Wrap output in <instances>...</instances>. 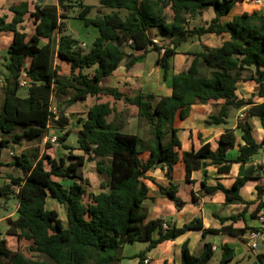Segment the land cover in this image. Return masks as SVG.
Wrapping results in <instances>:
<instances>
[{
    "label": "trees",
    "instance_id": "1",
    "mask_svg": "<svg viewBox=\"0 0 264 264\" xmlns=\"http://www.w3.org/2000/svg\"><path fill=\"white\" fill-rule=\"evenodd\" d=\"M238 1L99 0L102 7L111 11L95 16H91L94 6L86 0H74L71 6L65 4V0L52 4L37 2L34 10L23 1L11 7L10 21L0 17V31L14 33L5 65L9 72L4 88L5 103L0 110L3 134L0 167L5 165L2 161L5 148L41 141L50 133L52 125L66 129L70 125L67 109L78 101L90 95H109L125 103L123 110L109 102L89 109L78 133L81 155L70 153L57 160L42 153L39 145L15 155L11 165L21 169L22 175H10L9 182L0 184L1 196L13 195L19 200L18 218L8 219V233L32 240L31 250L39 257L30 258L14 250L9 241L2 238L0 264H118L122 261L125 243L147 242V247L132 257L138 259V264H145L148 253L159 244L175 240L190 230H204V236L208 232H227L239 237L252 231L264 233V220L262 227L246 224L238 228L225 224L245 219L249 207L256 202L252 218L261 219L264 209V187H257L255 201H247L241 194L248 181L264 176V165L251 163L264 149V140L258 141L251 121L258 118L264 129V15L256 11L243 12L224 21ZM74 8L72 17L99 31L89 50H85L77 38L64 33L66 24L62 19H69L67 12ZM167 9L173 13L171 19ZM209 9H213L215 16L208 23L191 25V20ZM29 16L36 24L31 36L20 29ZM207 34H228L229 38L219 46L205 45L191 52L189 66L172 76L170 95L157 96L142 88L128 93L108 86L109 78L121 65L131 70L152 51L158 53L156 64L162 67L163 79L167 80L172 69L171 59L177 55V50L189 39ZM43 37L49 40L46 44H42ZM138 51L143 53L137 54ZM56 59L59 64H67L69 72H62L63 66L56 64ZM202 66L209 70V75L202 73ZM23 77L31 80L26 97L19 94ZM249 80L258 85L259 99L242 92L241 83ZM196 104L219 106L218 111L204 120L209 127L228 124L232 109L245 108L237 122L242 132L241 141L236 130L228 127L219 137L216 149L207 142L181 155L182 142L175 123L178 118L189 117ZM130 106L135 107L136 116L148 124L147 140L138 133L124 131L131 116ZM71 133L68 129L58 139L63 142ZM168 135L170 139L166 141ZM51 146L48 141L46 147ZM237 146V156L231 157L230 151ZM146 151L149 158L145 161L142 154ZM181 159L185 162L188 180L194 170L202 167L215 166L217 172L224 175L229 174L236 163L247 165L244 174L236 177L231 186L220 181L215 185L201 182V191L206 195L221 192L225 195V204L244 205V209L238 214L219 217L222 223L219 229H206L201 217L181 227L169 224L166 228L164 219H149L144 204L150 192L147 178L161 195L178 206L184 204L178 195L179 184L173 181L175 167ZM87 161H95L98 172L104 177L101 191L92 194L88 202L85 200L87 179L83 173ZM158 168L166 169L170 178L168 185L147 176ZM55 177L72 179L73 183L66 188ZM49 197L66 206L67 227L58 210L47 207ZM157 230L159 236L155 238ZM221 253V264L235 258L233 248L227 243L221 245ZM214 254L211 242H205L202 252L196 255L186 240L181 249V264H207Z\"/></svg>",
    "mask_w": 264,
    "mask_h": 264
},
{
    "label": "crops",
    "instance_id": "2",
    "mask_svg": "<svg viewBox=\"0 0 264 264\" xmlns=\"http://www.w3.org/2000/svg\"><path fill=\"white\" fill-rule=\"evenodd\" d=\"M23 1L28 2L30 10L35 9L36 4L33 5V1L35 0H0V17H3L4 15H6L7 21H10L13 17V12L11 11V7L16 4H20ZM54 2H58V1L57 0H47L46 1V3L48 4H52ZM208 11L213 12V15H212V18H213L215 16L213 9H209ZM253 11H256L259 14L264 15V0H262V3L260 4L254 1L239 0L236 6L234 7V9L232 10V12L228 16L224 17L223 20L229 21L235 15L242 14L243 12L252 13ZM29 19H32V22H33L32 23V26H33L32 34H33L35 32L36 24L32 16L27 17V19L20 25V29L25 32L28 31L27 29H29V27L27 28V23L29 22ZM62 20L67 21L69 19H62ZM71 27H72L71 22L69 21V28L71 29ZM70 29H69V32L71 31ZM26 33L28 34V32ZM90 33L94 35L93 36V42H94V40L99 36V31L95 27H89L86 30V34L89 36ZM57 36H58L57 42H59L60 36L59 34H57ZM13 37H14V33L12 31H1L0 32V61L3 63V65L4 64L6 65V63L8 62L9 53H8V56L3 55L2 49L6 45H7V49L9 48L10 44L13 41ZM41 41L43 44H46L49 40L48 38L43 37ZM4 43H6V45ZM83 43L86 44L85 41H83ZM177 52L180 53V48L177 50ZM141 53L143 52L142 51L137 52V54H141ZM148 54H150V52ZM148 54H146L144 58L140 59L135 64L134 67L135 68L140 67L141 66L140 64H142V62H146L145 60ZM65 65L68 66L67 64ZM188 66H186L185 68L175 69V72L173 74L171 75L169 74L167 83L169 85L170 92L164 95H170L172 92V76L175 73L183 69H186ZM159 67L162 70V74H163L164 71L162 67L161 66ZM136 75L137 74H135L132 71V69L127 70V68L124 65H121L109 78L108 86L117 87L121 89L122 91H125L128 93H131L134 91V89L136 90L139 88H142L146 91L147 84L146 83L142 84L141 82H139L138 84L135 80L137 78ZM8 76H9V73L6 75V83H7ZM111 97L112 96H109V95H95V96L90 95L87 97L86 100L78 101L77 103L87 102L88 107L90 109L95 104L102 103V102H109L112 106H117L118 110H123L121 108L119 109L118 107L121 101H118L115 98L113 99ZM4 103H5V92L0 91V110L3 108ZM77 103L73 104L72 106H75ZM124 106H125V103H124ZM130 107L135 108L133 106H130ZM209 107H211V105L196 104L193 106L189 117H187L184 120L180 118L177 119L175 123V127L178 129V135L182 142V146L179 149V152L181 155L183 154L184 151H190L194 148H198L203 143H207V142H210L213 149H216L217 141L219 137L224 132V130L228 127L234 128L236 130L239 140L241 141L242 132L240 129L237 128V122L240 118L237 120V122L234 125L231 124L230 120L228 124L221 125V126H210L209 127L204 124V120L210 114ZM136 111L137 109L135 108V113ZM239 111H240L239 116L242 117L244 115L245 108ZM67 115L69 116L68 112H67ZM86 118H87V114L84 119L79 120V128H77V133H76L77 141H78V133L83 128V122L85 121ZM255 119H258V118L251 119L254 125V134L256 138L258 139V141H262L264 140V129L262 128L261 123L256 124ZM70 125H71V117H70ZM70 125L64 130L66 131L68 129L71 130L72 127H70ZM49 131L50 133L43 140H41L42 142L47 141L49 135H53L55 133V129H51V127ZM2 137H3V134L0 131V141ZM68 138L64 140L63 142H61L64 148H62V152L59 157H56V155L52 152V150L54 149L53 145L49 148L46 147V144L43 146L41 145L39 146H41L42 148V153H46L50 155L52 158L59 160L60 158H66L68 156L67 149L64 146L65 144L68 145L67 144ZM24 144L25 142L21 145L12 144L10 147L5 148L3 150L2 161L5 165L0 167V184L1 185L10 181L9 179L10 175H15V176L22 175L21 169L11 164L14 161L15 155L17 156L21 154L22 151L26 150V148H24ZM21 147L22 149H20ZM73 149L75 148L73 147ZM70 150L71 149H69V151ZM77 150L80 151L78 155L83 154L82 150H80L79 148ZM237 154H238V146L235 149H232L229 153L231 157H235L237 156ZM148 158H149V152H148ZM251 163L264 165V149L261 150L259 154L253 157ZM246 167L247 165L236 163L233 165L231 172L229 174H224V175L219 174L215 166L211 165L207 167H202L201 169L194 170L191 174L190 179L188 180L186 165H185V162L181 159V161L177 163L175 167L173 181L179 184L178 195L183 200L184 204L178 206L175 202H173L169 198L161 195L159 193L158 187L154 185L153 183H151V181L147 178L146 182L149 185L150 192H149V199H147L144 204L148 209L149 219L162 218L165 221L164 223L167 224L168 226L169 224L170 225L176 224L177 226L181 227L185 223H188L191 220H193L195 217H201L204 221V226L206 229L221 228L222 223L219 217H228L234 214H238L244 209L245 206L240 205V204H230V205L225 204V195L221 192L216 193L214 195H206L204 192L201 191V182L206 181L208 185H215L217 181H220L226 186H231L236 177L242 176L244 174ZM15 170H18L20 173L16 174ZM147 176L153 177L154 179H156L159 183L163 185H168L170 182V178L166 174V169H162V168L154 169L150 171L147 174ZM55 179L59 180L63 185H64V181L68 182L69 186L64 185L66 188H69L71 184L73 183L72 179L60 178V177H55ZM259 185L264 187V176L259 179H252L248 181L246 185L241 189L242 196L247 201L257 200L258 199L257 187ZM12 197H16V196L11 195L10 198L12 199ZM0 198H1L0 207L2 209V211H0V213L2 214L0 217V239L6 238L9 241V245L11 248H12L11 246L12 242H14L16 238L18 242L21 243V245L24 243L28 244L25 238L20 239L17 235H12L8 233V229H9L8 219L12 218L14 220L18 218L19 200H18L16 212L10 213L9 212L10 209L8 208V203L3 204L1 202L3 198L6 200L7 197L0 195ZM11 199L9 201H11ZM51 199L53 198L49 197L48 202L51 203L54 207L57 202L55 201L53 202L51 201ZM147 201H151L153 203L149 205L148 207ZM257 204L258 203L256 202L255 204L249 207L248 212L245 215V219H240L239 221L234 222V223L232 221H227L225 224L226 225L233 224L234 227H238V228H243L246 224L249 226H254V227L256 226L262 227L263 226L262 219L251 217V214L255 210ZM51 209H55V208H51ZM3 221H6L7 223L4 230H2L1 228V222ZM158 236H159V232L157 230L154 233V237L157 238ZM186 240H189V246H190L191 251L198 252L199 254L202 252L205 242H211L213 244V250L215 254L213 258L207 264H213V263L221 264L222 253H220V255L217 256V252L221 251V245L225 243L229 244L233 248L234 254H235V258L228 264H264V262H262V260H264V256L262 255L264 253V243L261 242L262 240H264V238L258 240V247L254 249L255 251H254V255L252 256L253 257L252 260L247 261L249 257L247 251L251 248L249 245L250 233L246 234L244 237H239L231 233H227V232H208L206 236H204V230H190L175 240L165 241L159 244L152 251H150L147 255V258L151 260L152 264H181V249ZM28 241L31 242L29 246L31 250L33 241L32 240H28ZM13 249L16 250L15 248ZM260 256L262 260L260 259ZM130 264H138V259H132Z\"/></svg>",
    "mask_w": 264,
    "mask_h": 264
},
{
    "label": "rangeland",
    "instance_id": "3",
    "mask_svg": "<svg viewBox=\"0 0 264 264\" xmlns=\"http://www.w3.org/2000/svg\"><path fill=\"white\" fill-rule=\"evenodd\" d=\"M46 1L47 0H44L43 2L46 3ZM57 1H59V0H57ZM37 2H38V0L33 1V5H35ZM86 3L94 6L92 9V12H91V16H95L100 12L101 13H106V12L108 13L111 11V9L102 7L99 3V0H86ZM65 4H68L71 6V5H74L75 2H74V0H65ZM74 11H75V8L73 10L70 9L69 12H67V14L69 16H71L70 17L71 19L69 18V20L63 21L66 24V31L64 33H69L73 37L77 38L82 47H83V41H85L86 46L84 48H85V50H89L93 44V36L94 35H92L90 33V35L88 36L86 34V30L89 27L86 26L82 20L72 17L74 15ZM61 12H63L62 8H61ZM167 12H168L169 18L171 19L172 15H173L172 11L170 9H167ZM212 15H213V12L207 11L204 15H202L196 19L191 20V25L192 26L205 25L206 23H208L211 20ZM3 17L7 19L6 15H4ZM69 21L71 22V26H72L71 29L69 28ZM32 23H33L32 19H29V22L27 23V28L29 27V29H27L28 31H26V32H28L29 35H31L33 32ZM90 27H92V26H90ZM69 29L71 30L70 32H69ZM58 34H59V36H61L60 32ZM57 38H58V36H57ZM228 38H229L228 34H224V35H220V36L215 35V34H207L201 38L194 37V38L189 39L187 42H185L183 44V46L180 47V53H178V55L174 56L171 59L172 69L170 70L169 74L170 75L173 74L175 72V69L185 68L186 66H188V64L190 63V60L192 58L191 52L192 53L197 52V51L201 50L202 47L205 45L210 46V47L219 46V45H221V43L225 39H228ZM160 43L162 44L164 42L161 41ZM4 44L6 45V43H4ZM2 54L8 56L7 45L3 47ZM3 55H2V57H3ZM157 58H158V53L156 51L150 52V54H148L146 57V60H145L146 62H142V64H140L141 65L140 67H137V68L133 67L132 71L135 74H137L136 75L137 78L135 80L138 84H139V82H141L142 84H144V83L147 84L146 85L147 86L146 92H152V93H155L157 96H162L164 94H168L170 92V90H169V85L167 83L168 81L163 79L162 70L156 64ZM55 63L59 64L57 59H56ZM59 65L63 66V67H61L62 72H65V71L69 72L68 66H66L63 63H60ZM201 69H202V73L204 75H209V70L207 68L202 66ZM8 73L9 72L6 69L5 64L3 65V63L0 61V81L3 83V86L0 87V91H2V92H4V88L6 86V75ZM246 74H249V72ZM241 90L245 96L252 97L255 99H259L258 98V85L256 84L255 81H253V80L243 81L241 83ZM19 94L22 97L28 96V87H21ZM111 98H113V97H111ZM53 103H54V105H56V98H54ZM118 107H119V109L120 108L125 109L124 103L122 101L120 102ZM88 109H89V107H88L87 102H79L75 106H71L67 109L68 110L67 112L69 113V116L71 117L70 127H72L71 130L73 131V133L69 135V138L67 140V144L69 146H72L75 148V149H71L70 151H69V149H67V155H69L70 152L74 155H78L80 153V151L77 150L78 149L77 148L78 147V141H77L76 133H77V128H79V120L85 118ZM209 109H210V113H213V112L218 111L219 106L214 105V106L209 107ZM128 110H129L131 116L129 118L127 125L124 127V130L128 131V132H132V133H138L143 139L147 140L149 138V126H148V124L146 123V121L144 119H139L136 116L135 108L129 107ZM239 114H240V111L238 109H232L231 110V114L229 117L231 124L234 125L237 122V120L240 118ZM110 119H111V117H110ZM255 120H256V124H260L259 119H255ZM51 129H55V133L53 135L57 136L58 138L60 136H62L66 131V130L61 129V128H56L53 125L51 126ZM50 137H52V135H49L48 140L45 142L44 141L43 142L42 141H36L34 143L25 142L24 148L29 149V148H32L36 145L43 146L46 144V142L50 141L52 143V145L54 146V149L52 150V152L56 155V157H59L61 152H62V148H64V147L62 146V143L59 139L56 142H52L50 140ZM169 139H170V135H168V137L166 138V141H168ZM20 149H22V147ZM142 158L145 161L148 159V152L147 151L142 154ZM15 173L19 174L20 172L18 170H15ZM83 173L87 179V183H86L87 194H86L85 200L88 202L91 200L92 194H97L101 191V183H102L104 177L102 175H100V173L98 172L97 165H96L95 161H93V162L87 161L85 166L83 167ZM64 185L69 186V183L64 181ZM10 199L11 198H7L5 200L3 198L1 202L3 204L8 203V208L10 209L9 212L14 213L17 210L18 198L12 197L11 201H9ZM0 200H1V198H0ZM51 201L57 202L55 199H51ZM152 203L153 202H151V201H147L148 207ZM47 207L49 209H51V208L57 209L59 212L60 218L63 220L64 225L65 226L68 225L67 208L65 205H61L60 203L57 202L55 204V206L53 207V205L48 202ZM0 211H2L1 207H0ZM1 215L2 214L0 213V217H1ZM261 215L262 214L260 213V216ZM6 225H7L6 221L1 222L2 230H4ZM25 240H26V242H28V244L24 243L21 245V243H19L17 238H16L14 240V242H12V245H11L12 248H15L16 250L22 251L26 256H28L30 258L39 257L38 254H36L30 250L29 246H30L31 242L28 241L27 239H25ZM261 242L264 243V240H262ZM147 244H148L147 242H135V243H129L128 242V243H125L123 250H122L123 258H122V261L118 264H130L132 259H137V258H132V257H134L136 254L140 253V251L144 250L147 247L146 246ZM254 251L255 250L252 248H250L247 251V253L249 255L248 259L246 258L247 261L252 260V258H253L252 256L254 255ZM193 253L196 255L199 254L198 252H193ZM220 253H221V251H218L217 256H219ZM262 255L264 256V253ZM213 264H216V263H213Z\"/></svg>",
    "mask_w": 264,
    "mask_h": 264
},
{
    "label": "built area",
    "instance_id": "4",
    "mask_svg": "<svg viewBox=\"0 0 264 264\" xmlns=\"http://www.w3.org/2000/svg\"><path fill=\"white\" fill-rule=\"evenodd\" d=\"M248 1H254L258 4L262 3V0H248ZM155 42H158V39H154ZM86 44L83 43V47H85ZM31 84V80L28 78V77H23L21 80H20V86L21 87H29ZM3 86V83L0 81V87ZM53 111L56 113L57 112V109L56 107L54 106L53 107ZM50 140L52 142H56L58 141V137L57 136H54L52 135V137H50ZM261 219L264 220V209L263 211L261 212ZM164 227H168L167 224L164 223ZM264 238V233H261V232H258V231H252L250 232V242H249V245L252 249H256L258 247V240L259 239H262ZM145 264H152L151 263V260L149 258H146L145 259Z\"/></svg>",
    "mask_w": 264,
    "mask_h": 264
},
{
    "label": "water",
    "instance_id": "5",
    "mask_svg": "<svg viewBox=\"0 0 264 264\" xmlns=\"http://www.w3.org/2000/svg\"><path fill=\"white\" fill-rule=\"evenodd\" d=\"M44 0H39V2H43Z\"/></svg>",
    "mask_w": 264,
    "mask_h": 264
}]
</instances>
